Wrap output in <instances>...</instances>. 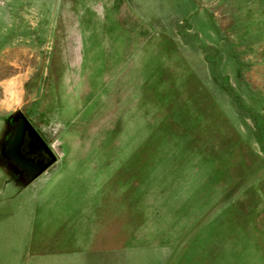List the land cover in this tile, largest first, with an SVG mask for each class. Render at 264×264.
<instances>
[{"label": "rangeland", "instance_id": "obj_1", "mask_svg": "<svg viewBox=\"0 0 264 264\" xmlns=\"http://www.w3.org/2000/svg\"><path fill=\"white\" fill-rule=\"evenodd\" d=\"M9 186L73 264H264V0H0Z\"/></svg>", "mask_w": 264, "mask_h": 264}, {"label": "crops", "instance_id": "obj_2", "mask_svg": "<svg viewBox=\"0 0 264 264\" xmlns=\"http://www.w3.org/2000/svg\"><path fill=\"white\" fill-rule=\"evenodd\" d=\"M0 198V264H73V236L52 225L65 207L57 194L9 186Z\"/></svg>", "mask_w": 264, "mask_h": 264}, {"label": "water", "instance_id": "obj_3", "mask_svg": "<svg viewBox=\"0 0 264 264\" xmlns=\"http://www.w3.org/2000/svg\"><path fill=\"white\" fill-rule=\"evenodd\" d=\"M23 124H24L23 133L26 132L28 138L34 140L37 145L41 146L43 152L50 158V162L46 164L43 168V170L47 169L56 162L55 156L53 155L51 150L47 147V145L40 137V135L33 129V127L25 119H23Z\"/></svg>", "mask_w": 264, "mask_h": 264}]
</instances>
